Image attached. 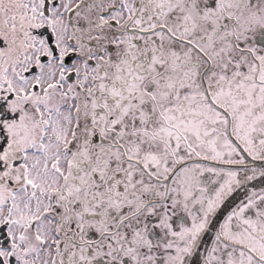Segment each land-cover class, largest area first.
<instances>
[{"label": "snow or ice", "instance_id": "obj_1", "mask_svg": "<svg viewBox=\"0 0 264 264\" xmlns=\"http://www.w3.org/2000/svg\"><path fill=\"white\" fill-rule=\"evenodd\" d=\"M0 264H264V0H0Z\"/></svg>", "mask_w": 264, "mask_h": 264}]
</instances>
